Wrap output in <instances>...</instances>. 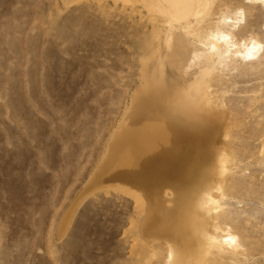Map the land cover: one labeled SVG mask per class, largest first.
<instances>
[{"label":"rangeland","instance_id":"obj_1","mask_svg":"<svg viewBox=\"0 0 264 264\" xmlns=\"http://www.w3.org/2000/svg\"><path fill=\"white\" fill-rule=\"evenodd\" d=\"M143 4L0 0V264H143L148 246L174 241L161 232L153 203L155 196L172 209L173 187L162 185L153 196L135 178L116 176L135 168L109 170L150 118L188 126L164 106H141L149 73L166 85H187L185 51L180 58L164 51ZM262 23L264 12H257L249 27ZM207 84L200 96L211 108L189 124L211 140L215 172L206 192L229 197L228 222L245 255L259 257L264 65ZM210 200L205 207L217 203ZM221 224L200 210L194 233L204 237ZM203 250L202 239L198 255ZM226 259L218 256L217 264Z\"/></svg>","mask_w":264,"mask_h":264},{"label":"clouds","instance_id":"obj_2","mask_svg":"<svg viewBox=\"0 0 264 264\" xmlns=\"http://www.w3.org/2000/svg\"><path fill=\"white\" fill-rule=\"evenodd\" d=\"M146 18L157 26L161 43L167 54L182 46L186 55L181 72L187 77L186 90L191 93L186 116L194 120L210 110L209 102L200 96L201 86L208 87L215 76L235 73L240 67L264 65V23L251 27L244 36L238 35L249 27L257 12H264V0H145L142 5ZM217 203L205 207L210 199ZM201 211L222 221L204 238L202 254L186 264H217V257H225L221 264H258L259 257L245 255V242L232 223L225 194L204 196ZM143 264H181L177 246L168 241L161 247L148 246Z\"/></svg>","mask_w":264,"mask_h":264},{"label":"bare ground","instance_id":"obj_3","mask_svg":"<svg viewBox=\"0 0 264 264\" xmlns=\"http://www.w3.org/2000/svg\"><path fill=\"white\" fill-rule=\"evenodd\" d=\"M141 1L145 3V0ZM249 28L251 27L248 30ZM182 50L184 55L183 47H177L174 53L176 58L182 57ZM148 76L139 98L141 106L147 109L151 106H164L170 113L182 118L188 126H179L158 117L150 118L145 131L137 133L134 147L128 152H118L109 170L118 167L135 168V171L128 173L124 172L126 169L122 171L124 173L120 171L116 176L128 175L135 178L153 196L162 185L169 184L173 187V208L165 210L154 196V217L161 232L173 238L181 264H186L198 256L199 245L205 238L194 233V226L198 223V212L201 210L199 203H204L203 198L208 194L206 191L210 189L208 187H212L215 172L214 162L211 161L212 144L209 137L199 134L189 125L198 121V118L189 120L186 116L192 94L175 85H166L161 78L154 77L151 73ZM199 188L201 190L198 192ZM200 194L202 197L199 198Z\"/></svg>","mask_w":264,"mask_h":264}]
</instances>
